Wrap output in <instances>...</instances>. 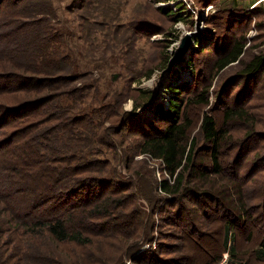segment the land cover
I'll return each instance as SVG.
<instances>
[{
  "label": "rangeland",
  "instance_id": "1",
  "mask_svg": "<svg viewBox=\"0 0 264 264\" xmlns=\"http://www.w3.org/2000/svg\"><path fill=\"white\" fill-rule=\"evenodd\" d=\"M169 10L183 11L184 22ZM19 32L34 48L9 58L3 50ZM187 36L189 49L177 59ZM239 37L243 62L264 57V0H0L1 186L12 185L14 204L26 210L33 203L38 214L53 203L45 197L53 195L47 190L57 178L95 179L61 202L62 211L68 202L104 203L91 221L99 226L91 228V249L75 248L85 263L264 264L255 255L264 245V72L247 79L241 65L218 73L213 65L220 53L212 48H227ZM48 79L61 85L51 87ZM183 85L189 91H177L178 102L208 86L209 105L184 107L196 143L178 193L167 194L158 184L174 179L139 150L143 137L164 128L154 108H169L168 86ZM148 97L150 107H141ZM135 105L139 128L129 118ZM229 108L245 110L251 122H234L231 144L212 150L202 141V116L211 113L221 124ZM215 154L226 177L210 175ZM228 176H236V184ZM5 197L0 193V240L4 264H16L12 240L26 230ZM241 204L248 211L242 219ZM230 216L239 219L232 230L235 260L228 262ZM21 249L32 250L25 243ZM73 249L62 245V259H75Z\"/></svg>",
  "mask_w": 264,
  "mask_h": 264
},
{
  "label": "trees",
  "instance_id": "2",
  "mask_svg": "<svg viewBox=\"0 0 264 264\" xmlns=\"http://www.w3.org/2000/svg\"><path fill=\"white\" fill-rule=\"evenodd\" d=\"M167 14L176 22H184L185 20L182 17L184 12L181 10L177 13H173L172 10H169ZM28 25L29 24H25L21 28V31L25 30ZM19 26H22V24L20 23ZM23 36L24 34L22 35L20 32L13 35L11 38L12 48L9 47L3 50L5 56L10 58L14 53L26 55V53L32 52L34 46L31 45L29 41L24 39ZM215 41L216 39H214L212 43L213 47L215 45ZM194 45H199V42L197 41V43ZM194 45L192 47L193 49L195 47ZM227 46V48H221V46L220 48L216 49L212 48V51L214 52L217 50L215 53H220L213 64L215 70L217 71L216 73L235 64L239 66L241 65V77L252 79L253 77L263 74V56L256 55L250 61L243 62V57L245 55V43L243 42L242 38L239 37L238 39L231 41ZM20 78L21 77H19V79ZM47 82H50L49 84H53L51 87H58L61 85V82H58V80L48 79ZM186 87L187 85H183L179 88H172L168 86L169 92H171V95L173 94L169 108L167 110L163 109L161 106L154 108V115H157L159 121L164 124V128L162 130L154 129L155 134L153 136L148 135L143 137L142 143L140 144L141 147L139 153L148 155L150 158L159 161L164 168L165 174L169 178L174 179L173 185L168 184L166 180H163L158 184L160 190L167 194L178 193L181 183L180 175L182 171L189 165L196 143V141L192 140L189 136L193 122L187 118H184V107H206L209 105L210 87L205 86L200 88V90L195 94H191L187 98L180 100V102H185L184 105L181 106L180 102L177 101L180 97V94L177 91H189V88ZM65 96H68V94ZM150 101L151 98L148 97L141 107L147 106V108H149ZM217 102L216 104H218ZM137 108L138 106L135 105L134 110L129 114V118H131L132 121L134 120L132 126L139 128L142 125L139 115L135 113ZM234 122H245L250 124L251 118L248 117L245 110L229 108L222 110V122L221 124H218L214 115L211 113L203 114L199 126L202 141L212 145V150H217L223 145L229 146V144H231L232 137L228 129ZM85 127H87V125ZM59 173L63 174V171L58 172V177ZM213 174L216 177L221 175L225 176V172L219 160L217 159L216 154L211 158L210 175ZM63 177L65 176H62L60 179L57 178L53 185H51L47 190L48 194L53 193V195L50 197L47 196L48 198L45 197V204L50 203L51 201H53V203H50L46 209L40 211L38 214L35 213L34 210H38L39 207H34L33 203H31V205H29L26 210H22L21 205L19 206L16 203L14 204L12 199V194L14 192L9 193L11 191L8 190L13 188V186L9 185V188H3L0 184V193L4 191L8 193V197H5L3 201L8 205L11 213L12 211L14 212L13 214L15 215L16 219L13 220L16 221V224H18L19 227H21V231L26 230L25 233L22 231V234H20L21 232L18 234V237H26V241H19L18 237H14L12 240L14 250L18 252L16 264H91V261H86V263L83 262L81 256L82 254L77 255L76 249H81V252L85 251L86 249H91V228L93 227L95 230H97V227H99L97 225H93L91 221L95 220L97 215L99 216L105 211H101V207L104 205V203L102 201L101 203H98V200H96L97 202L95 201L96 203L93 205L87 203L83 206H79V204L76 205L72 202H68V209L62 211V199L66 197L73 198L78 196L82 192L86 191L87 187H91V183H93L95 180L91 179V177H85L76 178L75 180L67 179L65 181ZM227 179L233 184H236L237 182L236 176H228ZM2 180H6V176H4V174L0 176V181ZM60 181H62V183L60 185H56ZM126 187L128 186L126 185ZM226 188L228 189L226 184L221 187L223 190ZM114 206H116V203ZM98 209H100V211ZM238 211L241 213V219L246 213H248L244 204H241L240 207H238ZM238 219L239 218L230 216V218L225 223L226 233L224 247H228L227 250L229 253V258L231 257L228 262L235 260V247L232 245L234 239L232 236V230ZM35 240H37L38 245H36L34 242ZM22 243L28 245V251L32 249L29 254H19V251H22ZM2 244L3 242L0 240V264L5 263L4 258L6 255V248ZM62 245L72 246V248L74 247V253L72 256L76 255L75 259H62L60 254ZM255 255L257 259L264 261L263 243L261 244L260 248L255 250ZM119 260L120 259L112 261L111 263L117 264ZM92 264H100V262L97 261Z\"/></svg>",
  "mask_w": 264,
  "mask_h": 264
},
{
  "label": "water",
  "instance_id": "3",
  "mask_svg": "<svg viewBox=\"0 0 264 264\" xmlns=\"http://www.w3.org/2000/svg\"><path fill=\"white\" fill-rule=\"evenodd\" d=\"M190 44H191V40L189 36L184 37L182 39V45L178 49L177 59L181 58L185 53H187Z\"/></svg>",
  "mask_w": 264,
  "mask_h": 264
}]
</instances>
